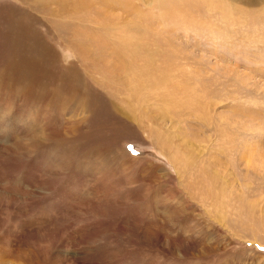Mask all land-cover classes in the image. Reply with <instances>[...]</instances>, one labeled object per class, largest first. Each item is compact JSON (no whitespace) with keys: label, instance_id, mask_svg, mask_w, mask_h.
<instances>
[{"label":"rangeland","instance_id":"obj_1","mask_svg":"<svg viewBox=\"0 0 264 264\" xmlns=\"http://www.w3.org/2000/svg\"><path fill=\"white\" fill-rule=\"evenodd\" d=\"M107 1L0 0V264H264V0Z\"/></svg>","mask_w":264,"mask_h":264},{"label":"bare ground","instance_id":"obj_2","mask_svg":"<svg viewBox=\"0 0 264 264\" xmlns=\"http://www.w3.org/2000/svg\"><path fill=\"white\" fill-rule=\"evenodd\" d=\"M45 1L46 2L41 3L39 8L42 11H46L48 13V15H52V16L70 15V12L72 13V10H75L78 7H80V8H85L86 6L92 7V5L90 3H92V4L99 3L100 5L102 4V6H108V5H105V4H108L107 0H106L107 2L105 0H45ZM109 1L111 3H112V1L115 2V0H109ZM187 1H189V0H178L175 2H176V4H179V7H181L183 9V8L188 7V6L183 7V5H185L187 3ZM214 1L215 0H207L205 2H207V5L209 7H212L214 5ZM241 1H245L247 3H253L254 1L258 2L259 0H241ZM52 6H54V7H52ZM71 19H74V15L71 16Z\"/></svg>","mask_w":264,"mask_h":264}]
</instances>
